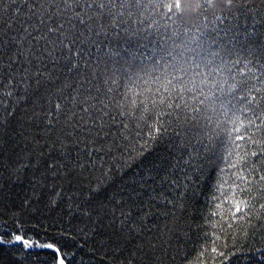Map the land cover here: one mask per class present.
Segmentation results:
<instances>
[{
	"label": "snow or ice",
	"instance_id": "6c2138e0",
	"mask_svg": "<svg viewBox=\"0 0 264 264\" xmlns=\"http://www.w3.org/2000/svg\"><path fill=\"white\" fill-rule=\"evenodd\" d=\"M118 2L121 9L129 11L113 13L111 10ZM238 2L184 0L182 5L180 0H176L174 4L167 5V10L168 13H172L173 9L182 13L195 9H203L204 13L212 10L214 20L223 23L226 17L215 15V10L219 8L221 13L230 11L232 5ZM140 3L141 0H38L37 4L35 0H10V5L14 7L0 10V81L7 78V95L10 97L17 91L21 92V96L17 97L18 103L7 111L6 117L0 118V129L6 131L8 119L19 107V102L32 97L33 107L29 111L27 105L24 106L20 121L32 124L43 119L48 122L47 127L55 126V121L63 118L71 125L75 137L74 141L59 149V160L48 161L46 173L39 178L33 175L30 185L33 195L38 187L50 180L57 188L51 201L52 207L59 200L67 199L69 211L75 209L94 223L109 218V227L116 224L125 239H134L143 233V222L153 214V208L173 202L166 193L181 186V178L176 173L183 172L184 165H189L192 157L191 153H187V160L183 155L177 154L173 158L165 154L145 162V151L141 148L138 150L140 163L135 168L127 164L126 170H130V174L121 172L119 183L104 199L99 198V192L107 186L110 169L104 173V179L84 192L69 194L58 187V177L66 174V165L74 171L83 170L86 167L81 159L83 156L91 158L104 151L96 144L92 134L99 138L110 121L116 123L117 115L125 128L129 122L143 123L151 127L159 125L156 131L165 132L167 127L174 125L175 135L180 138L179 142L185 150L194 147L193 141L204 145L205 151L211 155L207 157L206 164L195 165L201 175L207 167L221 160L229 168L237 169L238 180H246L245 170L261 171L257 165L262 161L251 158H264V147H259L258 151L251 152L250 157L245 151L236 152V159H232L234 149L241 147L237 143L239 141L247 138L253 144H264V140L256 141L247 135L248 129L253 126L257 131L264 130V94H260L264 89V63L260 60L254 64L246 57L231 55L228 46L236 47L238 34L229 38L224 29L220 30L223 38L220 32L212 40L201 33L204 38L198 42L195 39L191 42L174 41L171 48L161 45L160 55L156 56L153 52L156 58L151 63H146L130 48L123 49L127 56H121L120 51L113 50L104 40L96 39L101 35L107 36V30L116 27L117 16L121 17L119 23L126 24L127 20L123 17H131V9H138ZM50 8L53 10L49 11ZM100 9L106 10L107 19L104 18L105 11ZM5 14L8 19H5ZM180 18L183 19V15ZM244 42H247L245 36ZM192 43L195 47L191 46ZM101 45L108 47L109 51L103 52ZM256 65L259 67L256 68ZM225 68L232 80L227 91L215 79L216 74ZM237 75L243 79H237ZM69 97L74 103L82 101L79 112L62 103ZM89 97L93 98L89 100ZM188 99L193 103H188ZM101 100L110 102L105 105ZM112 107H116V113L111 111ZM220 110L223 119L220 118ZM228 123L234 126L236 135L222 127ZM77 132L81 135L76 136ZM18 134L22 140L28 141L25 128L22 127ZM152 139L156 137L152 136ZM217 141L222 147L213 151ZM32 142L35 143L34 140ZM73 154L74 163L71 162ZM122 156L126 163L137 159L133 149H129L126 155L122 153ZM26 157L28 153L24 150L17 153L13 161L0 159V178L7 173V179L12 183L22 182L25 169L39 166ZM87 166L94 167L91 159ZM187 177L185 172L183 179ZM259 179L264 180V175H260ZM24 203L27 205L30 201L26 199ZM261 207L264 208V205ZM133 208L141 210L138 217L140 224L132 221ZM239 211L240 206L237 205L236 212ZM10 235L11 239H5L0 233V245L5 248L21 245L24 250L48 249L50 253H55V264H66L69 259V253L62 251L55 242L46 238L35 240L27 236L22 228ZM258 251L261 255L255 259L264 264V249ZM129 264L132 262L129 261Z\"/></svg>",
	"mask_w": 264,
	"mask_h": 264
},
{
	"label": "trees",
	"instance_id": "16d2710c",
	"mask_svg": "<svg viewBox=\"0 0 264 264\" xmlns=\"http://www.w3.org/2000/svg\"><path fill=\"white\" fill-rule=\"evenodd\" d=\"M174 1L176 0H141L138 9H131V17H123L127 20L126 24L119 23L121 17L117 16L116 27L109 28L107 36L101 35L96 39L104 40L113 50L120 51L121 56H127L128 53L123 49L130 48L138 57L145 59L146 63H151L156 58L152 53L159 56L161 45L171 48L174 41L191 42L195 39L198 42L204 36L212 40L216 38L217 32L223 38L224 34L220 30L224 29L229 38L238 34L236 47L228 46L231 55L246 57L254 64L260 60L264 63V0H239L232 5L230 11L222 13L217 8L215 15L226 17L223 23L214 20L212 10L204 13L203 9H195L187 18L183 16L184 19H181L180 14L183 13L177 9L168 13L167 5L174 4ZM35 2L38 4V0ZM10 7H14L10 5V0H0V10H8ZM99 11H105L104 18H108L106 10ZM111 11L119 13L129 9H121L118 2ZM5 19H8L6 14ZM244 36L247 42H244ZM191 46L195 47V43ZM101 48L103 52L109 51L104 45ZM215 79L225 91L232 82L227 68L217 73ZM237 79L243 78L237 75ZM225 80L228 83H224ZM7 91L8 83L5 78L0 81V118L6 117L7 111L18 103L17 97L21 96V92L17 91L10 97ZM260 94H264V89ZM92 98L89 97V100ZM109 102L101 100L105 105ZM62 103L79 112L82 101L74 103L69 97L63 99ZM188 103L193 101L188 99ZM25 105L30 111L33 98L19 102V107H16L15 113L8 119L7 130L0 129V159L13 161L17 153L26 150V158L39 166L25 169L20 183H12L7 179V173L0 178V233L5 239H11L10 234L22 228L27 236L35 240L46 238L60 246L62 251H67L69 259L66 264H129V261L132 264H261L255 257L261 255L258 249H264V208L261 207L264 205V180L259 179L260 175H264V158H251L262 161L257 165L261 171L245 170L246 180H238L237 169L229 168L221 160L207 167L201 175L200 169L195 165L206 164L207 157L211 155L205 151L204 145L193 141L194 147L185 150L179 142L180 138L175 135L174 125L167 127L165 132L156 131L159 125L151 127L143 123L129 122L125 128L117 115L116 123L110 121L99 138L95 133L92 134L96 144L104 151L91 158L83 156L81 159L86 164L83 170L74 171L66 165V174L58 177V187L69 194L84 192L104 179V173L110 169L107 186L99 192V198L104 199L119 183L121 172L130 174V170H126L127 164L135 168L140 163L138 150L141 148L145 151V162L156 160L165 154L173 158L177 154L183 155L187 160V153H191L192 157L190 164L184 165V171L176 173L181 178V186L166 193L173 202L153 208V214L143 222V233L136 235L134 239H125L117 230L116 224L109 227V218L105 217L94 223L75 209L69 211L67 199L59 200L52 207L51 201L57 188L53 187L50 180L38 187L33 195L30 186L33 175L39 178L46 173L48 161L59 160V149L74 141L75 137L72 135L71 125L63 118L55 121V126L47 127L48 122L43 119L32 124L20 121ZM197 106L203 107L199 104ZM216 107L220 109L218 102ZM111 111L116 113V107H112ZM220 118L223 119L222 110ZM22 127L26 129L28 141L22 140L18 134ZM222 127L236 135L231 123ZM80 135L79 132L76 133V136ZM247 135L256 141L264 140V130L257 131L254 126L248 129ZM152 136L156 139H152ZM237 143L241 147L234 149L232 159H236V152L247 151L250 157L253 150L258 151L259 147H264V144H253L247 138ZM221 147L217 141L213 151ZM129 149L136 150L137 159L126 163L122 153L126 155ZM89 159L94 167L87 166ZM71 162H75V154ZM121 165H124L123 169ZM185 172L188 173L186 180L183 179ZM26 199L30 201L27 205L24 203ZM237 205L240 206L239 212H236ZM140 216L141 210L133 208L132 221L135 224L141 223L138 219ZM81 244L83 247H79ZM15 248L21 250L13 251ZM72 252L76 255L72 256ZM54 256L55 253H50L48 249L24 250L21 245H11L8 248L0 245V264H55Z\"/></svg>",
	"mask_w": 264,
	"mask_h": 264
},
{
	"label": "rangeland",
	"instance_id": "374dc122",
	"mask_svg": "<svg viewBox=\"0 0 264 264\" xmlns=\"http://www.w3.org/2000/svg\"><path fill=\"white\" fill-rule=\"evenodd\" d=\"M176 1H174V3H175ZM180 2H181V4L183 5V3H184V0H180ZM203 3V2H202ZM175 11V10H174ZM178 12H181L180 10H177ZM176 12V11H175ZM191 11H185V12H183V14H180L181 16L183 15V16H185L186 18L189 16V13H190ZM177 13V12H176ZM182 13V12H181ZM179 14V13H178ZM183 19H184V17H183Z\"/></svg>",
	"mask_w": 264,
	"mask_h": 264
}]
</instances>
